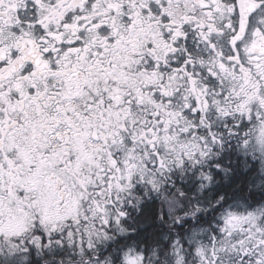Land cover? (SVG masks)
Segmentation results:
<instances>
[{
    "label": "snow or ice",
    "instance_id": "snow-or-ice-1",
    "mask_svg": "<svg viewBox=\"0 0 264 264\" xmlns=\"http://www.w3.org/2000/svg\"><path fill=\"white\" fill-rule=\"evenodd\" d=\"M0 264H264V0H0Z\"/></svg>",
    "mask_w": 264,
    "mask_h": 264
}]
</instances>
